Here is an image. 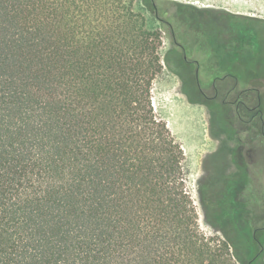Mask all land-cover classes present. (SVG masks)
I'll return each mask as SVG.
<instances>
[{
	"label": "trees",
	"instance_id": "1",
	"mask_svg": "<svg viewBox=\"0 0 264 264\" xmlns=\"http://www.w3.org/2000/svg\"><path fill=\"white\" fill-rule=\"evenodd\" d=\"M171 3L186 54L191 44L218 62L209 106L238 141L235 171L199 186L221 235L202 230L183 147L153 104L164 63L190 102H199L195 80L176 49L162 57L161 32L134 0H0V264L261 258L264 214L242 196L250 177L240 149L264 154L263 90L223 70L258 51L264 18L223 12L215 22Z\"/></svg>",
	"mask_w": 264,
	"mask_h": 264
},
{
	"label": "rangeland",
	"instance_id": "2",
	"mask_svg": "<svg viewBox=\"0 0 264 264\" xmlns=\"http://www.w3.org/2000/svg\"><path fill=\"white\" fill-rule=\"evenodd\" d=\"M172 1L194 6L198 9L200 18L207 11L215 22H220L223 12L264 18V0H134L133 9L143 16L146 26L161 32L162 57L172 49L182 54L177 32L171 25V22L179 24L174 19L176 8ZM183 28L180 25L178 29L182 31ZM259 44L258 51L252 57L228 60L223 71L235 74L241 87L258 84L263 90L264 110V38L259 40ZM195 49V46L189 45L188 60H198L199 85L210 93L211 80L218 70V62L210 60L207 53ZM188 68L194 80L195 66L190 65ZM184 89L182 78L164 63L162 73L153 84V104L157 114L167 122L172 134L183 147L188 189L198 209L202 230L212 234L216 231L204 217L199 186L204 182L214 186L224 174L235 171L233 157L238 141L228 138L220 130L210 106L201 102H190ZM240 152L241 160L248 164L250 177L242 196L249 200V208H258L264 214V154L252 148H242ZM250 194L253 196L248 198ZM216 233L221 235L220 232ZM262 253L255 264H264V247Z\"/></svg>",
	"mask_w": 264,
	"mask_h": 264
},
{
	"label": "flooded vegetation",
	"instance_id": "3",
	"mask_svg": "<svg viewBox=\"0 0 264 264\" xmlns=\"http://www.w3.org/2000/svg\"><path fill=\"white\" fill-rule=\"evenodd\" d=\"M179 46H181V45L179 44ZM181 50H182V54H180V56L182 58L183 63L185 64V66L187 68L190 67V65L195 66V71H194L195 72V76H194L195 82L194 83L196 84L197 89L196 90L192 89L193 91L191 90V93H192L193 97L198 98L199 102L204 103V104L209 106L212 103V101L214 100L215 95H213L211 92L207 93V92H201L200 91L201 87L199 85V80H198V67L200 66V63L196 59L188 60V56L185 52V49L183 47H181ZM213 79H214V77H213ZM213 79L211 80V82L213 81ZM186 87L188 90V84H186ZM187 96H188V93H187Z\"/></svg>",
	"mask_w": 264,
	"mask_h": 264
}]
</instances>
